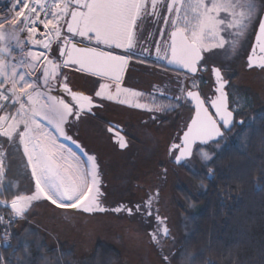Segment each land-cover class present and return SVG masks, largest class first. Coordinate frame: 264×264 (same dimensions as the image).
I'll use <instances>...</instances> for the list:
<instances>
[{
  "label": "snow or ice",
  "instance_id": "6c2138e0",
  "mask_svg": "<svg viewBox=\"0 0 264 264\" xmlns=\"http://www.w3.org/2000/svg\"><path fill=\"white\" fill-rule=\"evenodd\" d=\"M14 3L19 6L15 17L0 19V101H10V104L0 103V110L13 105L16 107L14 113L0 115V137L7 138L5 142L14 148L23 147L35 182V190L31 195H16L10 204L0 200V205L11 208L14 217H23L31 204L41 199L50 201L58 208L84 213H102L107 210L101 204L103 192L95 156L84 153L82 159L72 149L57 142L58 136L71 140L65 135L64 128L69 117L79 119V113L85 110L86 104L89 105L88 111H91V98L71 92L66 84L64 90L70 92L78 105L75 112L73 104L65 102L60 96L49 95L50 88L41 91V88H48L59 67H66L70 63L78 65V70L86 69L94 76L117 82V94L127 93L131 90L121 89L119 82L129 56L136 54L137 34L143 31V25L149 17L154 18V22L160 20V9L168 13L163 23L169 28V42L163 56L157 47L158 58L186 68L190 73L197 72V66L205 59L203 53L211 52L213 48L224 49L228 43L234 53L258 12L256 0H14ZM6 24L8 27H5ZM37 24L47 30L46 36L41 33L42 39L34 38L39 32ZM65 28L71 37L65 36L61 40ZM21 33L26 34V39L32 45H42L45 50H50L54 42L60 41L57 50L65 58L60 64L47 60L41 69L40 60L45 57V53L31 49L25 51ZM222 33H227L229 39L226 40ZM75 37L87 38L89 42L94 40L96 47L78 46L73 42ZM256 40L260 52L264 53V19L258 22ZM101 45L124 49L126 54L115 55L112 51L102 50ZM14 48L20 50L19 57L14 54ZM254 65L264 69V59L254 62L250 56L248 66L251 68ZM37 71L40 75L34 79L33 73ZM212 72L219 85L216 89L219 95L209 101L215 109V115L208 111L197 92L187 91V97L196 102L195 116L183 135V147L172 145L173 149H179L176 163L190 157L193 145L197 142L200 145L210 142L219 144L224 133L217 117L226 130L232 123L233 113L228 109V95L224 91L227 82L223 80L219 68H212ZM196 86L193 80L192 87ZM106 88L107 85L101 84L96 96H101ZM107 98L113 99L112 96ZM168 107L171 109L172 106ZM42 121H46V124ZM120 147H126L123 138ZM197 151L205 162L213 160L202 148ZM5 155L0 144V188L4 187ZM151 205L150 197L146 209H151ZM121 210L132 214V209L123 206L113 209L115 212ZM148 215H151V211H148ZM3 221L4 217L0 216V223ZM161 234H169L166 226L162 228ZM152 239L159 244L156 233L152 234ZM167 259L165 256L164 260ZM0 264H4L2 259Z\"/></svg>",
  "mask_w": 264,
  "mask_h": 264
},
{
  "label": "rangeland",
  "instance_id": "374dc122",
  "mask_svg": "<svg viewBox=\"0 0 264 264\" xmlns=\"http://www.w3.org/2000/svg\"><path fill=\"white\" fill-rule=\"evenodd\" d=\"M256 3L258 6L256 20L241 40L237 50L233 53L226 43L224 49L213 48L211 52H205V59L202 62L204 70L207 71L208 80L212 79L211 66L219 67L226 77H231L233 80L231 105L238 111L239 117L245 120L243 127H235L234 130L226 133L220 139L219 144L212 142L207 145H197L189 160L180 166L173 165L167 156L172 139L175 137L177 129L188 124L193 111L186 110L183 113V111H179L177 102H163L167 107L172 106L171 109L168 107V113L161 111L163 117L168 115V123L160 128L154 127L153 133L147 132L143 138L145 127L140 126L138 122L140 118L150 115L151 112L142 109L149 105L154 107L157 103L160 105L162 101L157 99L155 101L154 96L147 92L152 84L158 81L156 78L158 76L151 75L137 67L140 62L137 59H132L124 80L119 85L121 89L131 90L127 93L120 92L121 99H119L120 102L123 101L120 103L122 109L127 110L122 111V121L128 128V132L124 131L128 136L127 146L118 147L114 152L115 148L107 139L108 129L100 128L101 134L104 129L106 141H103L101 136L97 137L98 130L93 132L94 150L98 151L97 146L99 145L101 147L99 151L107 183L104 188L109 204L117 200H126L134 190L150 187L154 176L163 175L164 167L168 169V182L166 188L162 190L161 213L172 226V231L169 239L160 244L163 253L168 258V264H198L193 259L194 257L187 261L178 256L183 247L184 236L190 230V219L198 210L197 200L207 190L204 178L209 175V168L212 167L219 153L231 144L244 146L250 133V127L258 125L264 117V111H262V109L264 110V87H262L264 71L248 70L242 58L247 40L255 29V23H257L264 0H256ZM222 35L226 40L229 39L227 33H222ZM84 39L87 40V38ZM118 50L123 51L124 49ZM49 60H53L57 64L62 61L57 47ZM39 75L40 72L37 77ZM73 76H78V74L72 75L68 69L61 66L55 78L50 81L48 88H41V90L46 91L50 88L49 95L60 96L65 102L70 103V100L73 99L70 92L64 90L65 84L71 92L84 93L82 80ZM195 81L198 84V81ZM246 89H249L251 94ZM75 103L77 102L75 101ZM15 107L13 105L6 110H1L0 115L14 113ZM42 123L46 124V121H42ZM64 128L65 135L69 136L67 124L64 125ZM6 140L7 138L0 137V144L6 153L2 181L4 187L0 188V192L3 193L0 195V200H6L10 204L16 195H31L35 190V182L31 176V169L27 165V157L23 153L22 146L14 148L5 142ZM57 142L67 148L75 149L73 152L81 156L82 159L84 158L81 141L72 139V137L71 140H68L65 139V136H58ZM199 148L208 152L213 160L205 162L197 151ZM71 162L75 163V161ZM115 208L117 207L113 209ZM105 209L107 210L102 213H84L74 209L58 208L50 201L41 199L34 201L23 217H14L10 207L0 205V214H9L14 219L10 226L5 228L0 226V254L2 248L6 249L11 246L14 233L21 232L28 225L46 233L49 236V244L54 247L65 240L69 241L75 255L79 257H87L100 244L103 248L110 246L121 254V260L117 264H167L165 260H161V257L156 256L157 250L153 246L149 234L136 221L130 219L128 215L122 214L121 211L116 214L112 208L105 207ZM162 221L165 225V221ZM174 247L181 248L174 258H170L169 252Z\"/></svg>",
  "mask_w": 264,
  "mask_h": 264
},
{
  "label": "flooded vegetation",
  "instance_id": "af4514ba",
  "mask_svg": "<svg viewBox=\"0 0 264 264\" xmlns=\"http://www.w3.org/2000/svg\"><path fill=\"white\" fill-rule=\"evenodd\" d=\"M168 13L165 9H160V20L154 22V18L149 17L144 25H143V31L139 32L137 34V42L135 46V55L129 56V64L128 67L132 61V59H137L140 64H138L137 67L143 69L144 71H147L148 73L155 74L158 77L157 82H154L149 90H147L148 93L154 96V99L159 101H162V104H156L154 107L153 105H149V107H146L145 109H142L144 111H150L151 114L140 118L138 124L140 126H144L145 130L143 138L147 134V132L153 133L154 127L157 126V128L162 127L166 125L169 121L168 115L162 116L161 111H165L166 113L169 112V109L167 105H165L163 102H170L174 101L178 103L179 111H193V114L195 113V104L191 98L187 97L186 93L187 91H199L202 97L204 98L206 104L209 106L211 111L213 112V115H215V109L210 106L209 101L214 100L219 93L216 91L218 88V84L216 82L215 74L212 72V68H219L216 66L210 67V72L212 74V79L208 80L207 77V71L204 70L202 62L197 66L198 70L196 73H190L186 68H177L176 64H168L167 60L158 58L157 54V47L160 49V55L163 56V54L166 51V46L168 41V33L169 28L166 27L163 23V18L167 16ZM170 19V18H169ZM260 19H264V3L261 8V12L258 16L257 23H255V29L253 31V34L249 37L247 40V46L245 52L242 54V58L245 64V67L248 70L256 69L259 71H264V69H261L257 66H254L252 68H249V57L252 56V59L254 62H259L261 59H264V53H261L259 50V45L257 44L256 36L258 34V22ZM161 33H163V36H161ZM82 42L89 43L96 46L95 41L89 42V40L77 37ZM101 48L126 54V52L123 50L118 49H111L104 47L103 45L100 46ZM255 48V53L253 54V49ZM147 49V51H145ZM204 55V53H203ZM176 65V66H173ZM180 67V66H179ZM65 69H68L70 74L77 75L73 76L74 78H79L82 80L84 86L82 88L83 95L91 98V111H88L89 105H85V110L80 112L79 119H73L72 117H69L68 123H67V133L72 139H77L81 141L82 150L84 153H87L88 155L95 156L96 163L99 166V174L101 179V190L103 192V196L101 197V204L107 208H114V207H121L127 209H132V214H129L125 210H121L122 214L128 215L130 219H133L138 223L140 227H142L147 234H149V237L151 239V242L155 249L157 250L155 253L156 256L161 257V260H164L165 253H163V250L161 248L162 242H166L167 239L171 236V228L172 226L168 223L166 217L164 218L161 211V202H162V195H163V189L166 188L167 182H168V175H167V168L164 167L163 175H156L154 176V181L152 182V185L150 187H145L142 189L134 190L130 196L126 200H117L111 204H109L106 200V191L104 188V185L107 184L105 182V172L103 170L102 161H101V155H100V145L98 147V151L94 150L93 146V140L92 138L93 132L95 130H98L97 137H102L103 141H106L104 129H102V134L100 133V128L108 129V140L112 143L113 147L115 148L114 152L120 147V140L123 138V142L127 146V140L128 136L124 133L126 130L128 132V128L126 127V124L123 123V112L127 111L126 109H122L120 105L119 99H121V93L117 94L116 87L117 82L102 78L99 76H94L91 73L83 72L78 70L75 67H64ZM128 69V68H127ZM220 69V68H219ZM127 71V70H126ZM221 75L223 77V80L226 81L225 89L224 91L228 95V109H231L236 114V122L233 128L228 131L231 132L235 129L238 125H243L245 120L241 119L238 115V111L232 107V95H231V87H232V79L231 77H226L223 74V71L220 69ZM126 74V72H125ZM125 77V75H124ZM123 77V80H124ZM77 78V79H78ZM195 79L198 81V84L195 88L192 87V80ZM122 81L119 82V85L122 84ZM187 81H189L187 83ZM186 82V83H185ZM70 84H72L70 82ZM104 84L107 85V88L104 90L101 96H96V92L100 91V85ZM73 87V85H72ZM120 87V86H119ZM264 87V85L262 86ZM183 89V91H181ZM108 96H112L113 99H108ZM70 103L74 105V112L76 111V108L78 107L77 103H75L74 100H70ZM135 110V109H134ZM264 111V110H262ZM157 112V113H153ZM193 116V115H192ZM192 118V117H191ZM132 119V118H131ZM191 120V119H190ZM189 120V122H190ZM242 120L243 123L239 124V121ZM189 122L187 125H183L180 127V129H177L175 137L172 139L171 147L168 151V160L171 161L173 165H177L175 163V157L179 153V149H173L172 145H180V147H183L182 143V136L184 132L187 129V126L189 125ZM111 129V131L109 130ZM163 130V128H162ZM228 132H225L228 133ZM82 136V137H81ZM130 138V137H129ZM105 139V140H104ZM72 143V142H71ZM200 145V144H198ZM74 147V144H72ZM93 147V148H92ZM180 166V165H177ZM211 174L208 175V179L213 178V171L214 168L210 167ZM151 173V172H149ZM211 177V178H210ZM152 198V205L151 209H146L145 205L146 202L149 200V198ZM137 206H139V210H137ZM148 211H151V215H148ZM118 214L119 212H115ZM159 217L160 219H157ZM161 219H164L165 225L163 223L161 224ZM166 226L169 230V234L167 236H163L161 234L162 228ZM157 234V239L159 240V244L153 241L152 234ZM181 248V247H180ZM177 247L172 248V250L169 252L170 258H174V256L178 253L179 249ZM167 264L168 262L165 261ZM172 264V263H171Z\"/></svg>",
  "mask_w": 264,
  "mask_h": 264
},
{
  "label": "trees",
  "instance_id": "16d2710c",
  "mask_svg": "<svg viewBox=\"0 0 264 264\" xmlns=\"http://www.w3.org/2000/svg\"><path fill=\"white\" fill-rule=\"evenodd\" d=\"M249 131L246 144L226 147L212 164L213 178H204L207 190L197 200L198 210L179 251L183 260L264 264V117ZM70 244L65 240L54 247L46 233L27 225L14 233L9 248H2L0 259L4 264H117L121 260L110 246L99 244L87 257H79Z\"/></svg>",
  "mask_w": 264,
  "mask_h": 264
},
{
  "label": "built area",
  "instance_id": "2783aa9c",
  "mask_svg": "<svg viewBox=\"0 0 264 264\" xmlns=\"http://www.w3.org/2000/svg\"><path fill=\"white\" fill-rule=\"evenodd\" d=\"M18 8H19V6L15 5L14 0H0V19H3L5 17H15V12L18 10ZM41 18H43L42 13H41ZM5 27H8V25L6 24ZM36 27L39 28V32L35 34V37H34L35 39H42L43 37H42L41 33H43L44 36L47 35V30H45L42 25L37 24ZM65 36L71 37V35L66 32V28L62 32L61 40ZM21 40L24 43L25 51H27L28 49H31L34 52L43 51L45 53V57H47V59H45V57H41V60H40L41 69L43 68V66L45 64H47V60L50 59V56L52 55V53H53L54 49L57 47V45L60 44V41H56L52 44L50 50H45V49H43L42 45H32L30 43V41H28L26 39L25 33H21ZM14 54L17 57H19L20 56V50L14 48ZM38 73H39V71L33 73L34 79L37 78ZM41 91H43V90H41ZM0 103L10 104V101H0ZM0 216L4 217V221L2 223H0V226L1 225L4 226L3 228H5L6 226L7 227L10 226L14 220L13 217H11L9 214H6V213L0 214Z\"/></svg>",
  "mask_w": 264,
  "mask_h": 264
},
{
  "label": "water",
  "instance_id": "95a60500",
  "mask_svg": "<svg viewBox=\"0 0 264 264\" xmlns=\"http://www.w3.org/2000/svg\"><path fill=\"white\" fill-rule=\"evenodd\" d=\"M71 35V34H70ZM258 35V34H257ZM73 42L74 43H77V45L78 46H92V47H96L95 45H92V44H89V43H85V42H82V41H80L79 39H77V37H75L74 38V40H73ZM257 42V41H256ZM61 47H63V45H61ZM102 50H104V51H110V50H107V49H104V48H102ZM64 51L65 52H67L68 51V49L67 48H65L64 49ZM113 52V51H112ZM113 54H115V55H122L121 53H117V52H113ZM60 55V54H59ZM60 57H61V60H63L65 57H62L61 55H60ZM130 59V58H129ZM128 64H129V60H128ZM128 64H127V66H126V68H125V70H124V72H123V75H122V79H121V81L123 80V77H124V75H125V72H126V70H127V68H128ZM69 66H71V67H75V68H79V66L78 65H73V64H69L67 67H69ZM173 66H176V65H173ZM255 66V65H254ZM253 66V67H254ZM177 68H181V67H179V66H176ZM250 68V67H249ZM252 68V67H251ZM80 71H83V72H87V73H91V72H89V71H87L86 69H84V70H80ZM92 74V73H91ZM108 79V78H107ZM195 92H197L198 94H199V96H200V98L202 99V100H204V98L202 97V95L200 94V92L199 91H195ZM194 102V104L196 103L195 101H193ZM204 103H205V107H207L208 108V111L210 112V113H212L213 114V112L211 111V109L209 108V106L206 104V102H205V100H204ZM230 111H232V113H233V117H232V123H231V125L229 126V128L226 130L225 129V126L223 125V123L222 122H220L219 121V118L217 117V122L220 124V126H221V130L223 131V133H224V135H225V132H228V131H230L232 128H233V126L235 125V122H236V114H235V112L233 111V110H231V109H229ZM195 116V113L193 114V116H192V118ZM191 118V119H192ZM240 121H242V120H240ZM239 121V122H240ZM191 123V120H190V122H189V124ZM239 124H241V123H239ZM186 131H187V129H186ZM185 131V132H186ZM184 132V133H185ZM184 135V134H183ZM182 140H183V136H182ZM210 143H212V142H210ZM209 143V144H210ZM199 144V142H197L195 145H193V149H192V155L190 156V157H188V158H186V159H184V160H182L180 163H176L177 165H182V164H184L187 160H189L192 156H193V154H194V150H195V148H196V146ZM22 150H23V147H22ZM178 155H179V153H178ZM211 178V177H210ZM161 220H164V219H161Z\"/></svg>",
  "mask_w": 264,
  "mask_h": 264
},
{
  "label": "crops",
  "instance_id": "0c3cea01",
  "mask_svg": "<svg viewBox=\"0 0 264 264\" xmlns=\"http://www.w3.org/2000/svg\"><path fill=\"white\" fill-rule=\"evenodd\" d=\"M73 149V148H72ZM72 151H75V149H73ZM79 152V151H78Z\"/></svg>",
  "mask_w": 264,
  "mask_h": 264
}]
</instances>
